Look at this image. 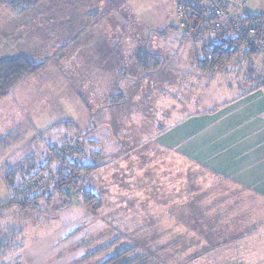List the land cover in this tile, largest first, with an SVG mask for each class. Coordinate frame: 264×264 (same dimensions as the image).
<instances>
[{
    "label": "rangeland",
    "instance_id": "374dc122",
    "mask_svg": "<svg viewBox=\"0 0 264 264\" xmlns=\"http://www.w3.org/2000/svg\"><path fill=\"white\" fill-rule=\"evenodd\" d=\"M1 1L5 4L8 2V5H4ZM77 1L82 0H46L43 5L49 8L71 7L76 6ZM95 1L97 4L102 2L101 11L110 12L112 10L110 14L103 17V19L107 18L106 21H103L104 27H110L117 23L119 27L123 26V29L125 25L128 26L126 34L133 30L135 49L144 42L143 28L151 29L150 32L155 33L156 30L160 32L166 25L174 26L177 32L183 33L184 29L180 27V22L175 16L179 0ZM123 1H125L124 4ZM0 2L4 7L12 9L28 6V3L21 0H0ZM247 3L249 9L253 6L251 13H264V0H247ZM91 5L92 0H83V4L80 6ZM187 14L190 15L189 9ZM23 18L25 17L23 16ZM8 24L12 26L13 22L10 21ZM52 30H55V27ZM53 32L55 34V31ZM118 33L121 35V39L125 32L120 30ZM5 34L6 32L3 31L2 35ZM103 34L105 35V32ZM102 37L105 38L103 35ZM12 39L10 38V41ZM5 41L8 39L3 38L0 43L4 45ZM31 45L39 52L36 47L38 43ZM76 47L74 44H70L67 48L68 52L66 53L70 55V59L73 54L71 51ZM47 49L56 51V54L60 52L53 46H47ZM243 51L244 49L224 69L216 72L224 76V81L229 78V82L237 83L245 72L264 71V53H258L256 59L251 60L243 54ZM0 52L3 53L2 47H0ZM38 56H40L39 53ZM155 62L157 63V61ZM44 63L46 64V62ZM52 63L53 61H51ZM133 63H135L134 58L132 63L126 62V67L122 71L127 73L128 78L134 77V80H137L142 74H139L137 69L133 70V74L129 73ZM159 63L161 65L157 66V69H162L165 63L162 60ZM187 63L183 65L186 66ZM170 65L172 66L171 63L165 64V70ZM153 66L148 74H153L157 70L156 65ZM177 70L179 72V69ZM46 73H50V69ZM51 74L54 75L55 71L51 70ZM148 74H144V76ZM166 74V78H171V73L168 74V70ZM57 75L59 79H62L61 75ZM139 81L140 78L137 82ZM183 81L189 82L190 78L184 77ZM145 82L148 85L142 87L147 88V96L138 92V89H134V94L129 97L127 109L132 106H141L145 109L159 104L158 99L161 94L157 92L156 95H152L153 82ZM156 82L159 84L158 80ZM41 83L43 81L38 79L24 83V85L12 89L7 97L0 101V138L5 134L13 133L12 129L16 123L14 118L16 105L13 104H17V98L26 106L32 104L33 107H40L51 102H60L63 105L61 99L67 97L66 87L56 88V90L62 91L60 95L53 93L46 96L43 89L40 88ZM216 84L215 81V86ZM73 86L71 90L76 93V88ZM201 86L203 87L204 83ZM50 91L52 89H49ZM167 91L165 99L168 109H164L163 112L166 117V125L173 124L179 118L168 120L173 114V108L169 103L173 105L177 103L178 99L182 102L179 106L183 114L190 110L188 108L190 104H184L187 96L182 95L183 99H179L173 89L167 88ZM122 105H126V103H122ZM33 112L36 111L33 110ZM42 112L37 111L36 116ZM20 113L29 115L28 110ZM121 113H125V111ZM150 116H148L149 119ZM154 116L161 117L162 113L155 111ZM136 121L134 119L133 122L127 123L128 126L124 125L120 128H106L102 124L101 131H98L101 133L99 135L94 133V138L101 143L95 153H99L103 158L100 157L94 163L87 158L91 152L88 143L81 139L87 134L78 135L82 129L81 121L78 122L77 129L73 128L69 131L75 136L77 134L78 138L68 139L69 141L63 142L59 132L62 130L60 127L30 126L27 123V126L20 128V132L14 134L15 137L22 133L21 142H10L9 144L7 142L11 140L6 143L0 142V207L11 201L26 203L33 201L34 204L32 208L20 203L0 208V242L4 247L8 245L6 250L0 251V264H259L260 261L261 264H264V220H258L256 217V221H253L255 217L249 213L252 210L248 212V209H233V206L225 201L215 208H211L212 213L209 212L208 220L203 217L202 222H199V218L197 221V218H192L193 223H191L189 217L191 208L182 207L181 214L179 213L180 218L171 217L177 213V208L175 209L173 205L178 198L177 194H181L182 199L188 195V185L191 181L189 172L193 166L190 162L181 160L182 171L178 173L177 169L174 170L173 160L166 159L164 161L151 142L141 149L142 143L137 142L140 138H138L139 133L135 131L137 127L131 126V124L137 123ZM157 124L158 122H156ZM129 127H131L128 129L129 131L134 127L132 130L134 140L116 144L115 135L126 133ZM16 131L18 129H14V132ZM152 131H154L153 128H151V133H153ZM143 140L148 141L149 135L144 134ZM72 146H75L77 151L70 156L63 157V153L59 152ZM142 151L152 153L144 159H136L135 157ZM28 159H30L28 163L34 162L33 167L31 170H27L25 176H17L16 185L19 187L14 192L5 184V173ZM68 160L72 162L78 160L80 169L90 170L81 171L79 177L73 180L75 183L58 186L62 175L65 177L75 175L72 171H76L77 168L69 166ZM168 172L170 174L167 175ZM197 172L198 176L206 178L205 171L198 169ZM178 178L183 186L186 185L182 192H176L179 187L175 185V181L177 182ZM207 178L211 181L215 180L213 176ZM41 179L44 184L41 187H34V182ZM27 187L29 189L26 190ZM85 191H89L95 196L96 207H92L91 203L87 205L84 203L81 195ZM210 191L209 200L215 202H220L219 199H222L225 194L220 188ZM194 209L200 210L199 207H194ZM238 214H242L240 218L243 219L239 223ZM216 215L219 217H215ZM181 219L182 221L179 223L178 220ZM214 225L219 228L221 233L218 232L217 235H220L217 238L220 247L216 245L211 248L210 244L205 242L207 241L205 236L212 232L211 229ZM229 225L230 228L235 225L240 228L235 236L233 230H229ZM193 230L199 231V234L202 233L201 236L198 237L197 233H191L194 232ZM72 235L74 236L72 237ZM115 248H118L119 251L115 252ZM90 250L92 251L88 253Z\"/></svg>",
    "mask_w": 264,
    "mask_h": 264
},
{
    "label": "crops",
    "instance_id": "0c3cea01",
    "mask_svg": "<svg viewBox=\"0 0 264 264\" xmlns=\"http://www.w3.org/2000/svg\"><path fill=\"white\" fill-rule=\"evenodd\" d=\"M45 1L38 0L24 8L13 9L3 6V4L8 5V2L6 4L0 2L2 5L0 6V40L8 39L4 45L0 43L3 49V53L0 52V61L26 56L35 63L43 64L38 72L26 77L12 89L38 79L43 81L40 88L43 89L44 95L49 96L53 93L60 95L62 91L56 88L62 86L68 90L67 97L62 99L59 97L63 105L60 102H51L40 107H33L32 104L26 106L17 98V104H13L16 105L13 106L14 111L18 112L17 114L14 112L16 123L12 129L13 133L1 136L0 142L6 143L11 140L7 142L9 144L22 141V133L15 137L14 134L20 132V128L27 126V123L30 126L60 127L62 130L59 132L63 142L69 141L78 138L77 134L75 136L69 131L73 128L77 129L78 122L81 121L82 129L78 135L87 134L81 139L88 143L91 152L87 158L94 163L102 157L99 153H95L101 143L94 138V133L98 135L101 133L98 132L101 131L100 126L104 124L103 127L106 128H120V126H128L127 123L135 119L137 123L131 126L137 127L135 131L139 133L138 138H140L137 142L142 143L141 149L151 142L164 161L173 160L174 170L177 169L178 173L182 171L181 160L188 161L193 166L189 172L191 181L188 185V195L182 199L181 194H177L178 198L173 204L175 209L177 208V213L171 217L180 218L182 207L191 208L189 215L191 223H193L192 218H197L196 221L199 218V222H202L203 217L208 220L209 212L212 213L211 208L226 201L225 203H230L233 209H248V212L252 210L249 213L255 217L253 221H256V217L258 220H264V71L245 72L237 83L229 82V78L224 81L221 73H204L197 68L196 49L200 50V44L195 45L193 39L186 35L184 30L180 34L174 26L165 25L160 32L156 30L152 33L151 29L143 28L144 42L135 49L134 32L130 30V33L126 34L127 25L124 29L117 23L110 27L103 26V21L107 20V18L103 19L104 15L110 14L112 10L101 11L102 2L97 4L92 0V5L86 7L80 6L83 4L82 0L77 1L76 6L49 8L43 5ZM247 8L248 3L245 0L243 12L250 15L264 14L251 13L253 6L251 9ZM10 21L13 22L12 26L8 24ZM54 27L55 30H52ZM120 30L125 32L123 33L125 39H122L123 37L120 39L121 35L118 33ZM3 31L6 32L4 36ZM10 38L13 39L10 41ZM210 40L213 38L211 37ZM31 44L36 45L39 52ZM70 44L77 46L71 51L73 53L71 59L66 53ZM47 46L56 47L60 52L56 54V51L47 49ZM142 48L158 55L163 63L166 65L171 63L172 66L165 70L164 64L162 69L159 68L153 74L144 76L135 60V53ZM81 53L85 54L80 55ZM133 58L135 67L132 64L129 73L133 74V70L137 69L139 74H142L139 76V82H137L139 78L137 80H134V77L128 78L127 73L122 71L126 67V62L132 63ZM185 63L186 66L183 65ZM48 68L50 73L47 74ZM51 70L55 71L54 75L51 74ZM167 70L168 74L171 73L169 79L166 78ZM57 74L61 75L62 79H59ZM187 76L190 81L184 82L183 78ZM145 81L153 82L152 95H156L157 92L161 94L158 99L159 104L145 109L141 106L127 109L129 97L134 94V89L147 96V88L142 87L148 85ZM202 83H204L203 87ZM72 86L76 88V93L72 92ZM167 88L173 89L179 99H183L182 95L187 96L184 104H190L188 106L190 110L186 109L189 112L185 111L183 114L179 106L182 104L181 101L177 99V103L173 105L169 103L173 108V114L171 113L168 120L179 118L168 125L163 113L164 109H168L165 99ZM49 89L52 91L49 92ZM26 110L29 112L28 116L20 113ZM33 110L45 111L46 114L42 112L36 116L37 113ZM122 111L125 113H121ZM155 111H160L162 116H154ZM148 116L151 118L149 119ZM94 120L96 123L93 122ZM133 128L126 133L115 135L116 144L133 141ZM151 128L154 129L153 133ZM14 129L18 131L14 132ZM144 134L149 135L148 141L143 140ZM150 153L152 152L142 151L135 158L144 159L149 157ZM198 169L205 171L206 178L198 176ZM210 176L215 180H209L207 177ZM175 185L179 187L176 192H182L186 187L179 178L177 182L175 181ZM219 188L225 193L223 198L219 199L220 202L209 200L210 190ZM194 207H199L200 210L196 211ZM241 215H237L238 223L243 221ZM180 221L182 219L178 220L179 223ZM228 228L233 230L234 236L240 229L236 225L233 228L229 225ZM193 231L191 233H197L198 237L202 234L197 230ZM211 231L206 234L205 242L212 248L219 246L217 238L220 235H217L220 230L214 225ZM117 249L115 248V252Z\"/></svg>",
    "mask_w": 264,
    "mask_h": 264
},
{
    "label": "trees",
    "instance_id": "16d2710c",
    "mask_svg": "<svg viewBox=\"0 0 264 264\" xmlns=\"http://www.w3.org/2000/svg\"><path fill=\"white\" fill-rule=\"evenodd\" d=\"M21 1H24L29 5L36 3L38 0H21ZM245 16L246 18L249 17L254 18L256 21L259 22L261 26L264 27L263 15L246 14ZM199 23L200 21H192L191 23H189V26L194 30V27H196V25H198ZM183 29L185 31V34L189 35V37L193 39L195 45L200 44L199 47L200 50L196 49V52L198 54L196 58V66L200 71L204 73L207 72L216 73L221 71L230 62H232L242 52L243 49H244L243 54L246 57H248V59L251 60L256 59L258 53H264L263 50L255 47L251 42H249L248 39H246V37H243L229 29H224L222 31L211 33L208 26H206L205 31L199 37L194 35V31L191 34H188V28H183ZM211 37L213 38V40H210ZM204 38H206L205 41ZM145 58H148V60H145ZM135 60L138 68L143 72V75L150 73L149 70L150 68L154 67L153 65H156L155 66L156 69L161 65L159 63L161 62V58L158 55L151 53L149 50L145 48L139 49L135 53ZM155 61H157V63ZM42 65L43 64L41 63H35L32 59L26 56H19L15 58L1 60L0 61V100L3 99L5 96H7L10 90L16 84L21 82L26 77L31 76L36 72H38L42 68ZM29 161L30 159L25 160L19 166L15 167L12 170H9L5 174L4 176L5 183L12 191L14 192L17 191L19 187L18 185H16L17 176L19 177L25 176L27 174L26 173L27 170H31V168L33 167L34 162L28 163ZM68 164L71 167L77 168L75 169L76 171H72V173L74 172L75 175L74 176L71 175L69 177H65L62 175V179L60 180V184H58V186L63 184L67 185L70 183H75L73 182V180L79 177L81 171L90 170V169H84V170L80 169L79 168L80 164L78 160H76L75 162L68 160ZM81 196L86 205L91 203L90 205H92V207H96L97 199L91 192L85 191ZM15 203L18 204L20 203L21 205L27 206L29 208L34 207L33 201L30 203H26L24 201L22 202L11 201L4 204L0 208ZM3 247L4 245H2V242H0V251L6 250L8 245L4 248ZM117 251H119V249H117Z\"/></svg>",
    "mask_w": 264,
    "mask_h": 264
},
{
    "label": "built area",
    "instance_id": "2783aa9c",
    "mask_svg": "<svg viewBox=\"0 0 264 264\" xmlns=\"http://www.w3.org/2000/svg\"><path fill=\"white\" fill-rule=\"evenodd\" d=\"M244 5L243 0H179L175 16L180 22V27L188 28V34L194 31V35L199 37L205 31L206 26L211 33L229 29L246 37L255 47L264 51V27L254 18H246V14L242 13ZM188 9L190 15L187 14ZM192 21H200L194 30L189 26ZM76 151L77 148L72 146L59 152L66 157ZM43 184V179H41L36 180L33 186L41 187Z\"/></svg>",
    "mask_w": 264,
    "mask_h": 264
}]
</instances>
